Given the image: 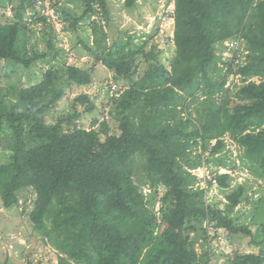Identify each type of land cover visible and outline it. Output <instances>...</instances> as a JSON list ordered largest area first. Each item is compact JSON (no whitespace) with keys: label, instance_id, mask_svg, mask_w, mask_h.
Returning a JSON list of instances; mask_svg holds the SVG:
<instances>
[{"label":"trees","instance_id":"16d2710c","mask_svg":"<svg viewBox=\"0 0 264 264\" xmlns=\"http://www.w3.org/2000/svg\"><path fill=\"white\" fill-rule=\"evenodd\" d=\"M136 1L123 0L126 8ZM45 3L65 30L88 29L92 39L77 37L86 61L60 73L41 66L45 55L25 53V19L49 22L41 15ZM172 3L167 66L157 46H148L150 36L133 47L130 37L109 46L106 0H19L14 19L0 21V62L42 70L29 87L0 85V133L11 141L9 161L0 165V198L11 209L22 192L33 193L28 217L58 264H210L218 240H210L208 220L213 229L248 237L249 247L264 245V236L232 218L244 184L232 187V175L219 173L244 169L264 180V0ZM72 4L81 11L65 6ZM234 41L237 65L220 54ZM99 66L126 86L102 105L118 133L98 120L85 92L47 123L44 114L67 95L58 88L62 75L69 98L94 82ZM100 79L104 84L107 75ZM228 143L241 152L236 159ZM203 166L215 167L205 189L195 175ZM214 185L224 202H207ZM226 264H264V255L237 253Z\"/></svg>","mask_w":264,"mask_h":264},{"label":"rangeland","instance_id":"374dc122","mask_svg":"<svg viewBox=\"0 0 264 264\" xmlns=\"http://www.w3.org/2000/svg\"><path fill=\"white\" fill-rule=\"evenodd\" d=\"M106 3L109 16L105 31L108 35L109 46L112 44H127L130 37L132 39L130 46L133 47L141 44L146 36H150L151 42L148 46L151 44L157 46V49L162 52L160 60L167 66L173 51L171 41L173 20L171 16L174 6L172 0H137L131 8H126L123 0H106ZM43 6L47 9L50 8L48 3ZM65 6H70L71 11L74 10L77 13L81 11L78 4V10L75 4ZM18 9L19 0H0V21H12L16 15L15 11ZM50 10L52 9L48 11L51 12ZM49 18V22L42 23L34 22L36 18L26 17L25 22L28 24L26 30L28 31L26 32L28 38L24 43L26 55H32L33 53L39 56L45 55L46 58L42 60L43 62L40 61L41 66L56 67L59 73L64 71L68 64H80L86 61V58L83 57L85 55L84 50L81 46H78L79 40L77 37L84 41L89 40V30L80 29L76 35L72 31L65 30L67 24H63L55 14ZM48 23L54 26V32L51 31L52 29ZM91 40L90 36V43ZM37 69L39 68H36V70L17 69L14 65L2 61L0 62V85L29 87L40 80L42 70L37 71ZM97 70L93 79L94 82L81 90H71L69 98L68 85L64 81L63 73L61 74L62 78L58 88L67 90V95L58 103L54 112L44 114L47 123H53L57 117L63 116L67 112L65 109L69 108L68 101L74 98L76 93L85 92L91 96L96 105V110L99 111L98 120H106L111 132L118 133L116 123L108 115L110 107L108 105L102 107V105L107 104L109 99L115 98V95L112 96L109 86L115 84L117 89H125L126 86L121 81L112 80L114 78L113 72H105L101 66ZM105 75H107L108 80L106 79L102 84L100 78ZM228 83L231 84V80ZM89 122L90 118L84 120L85 128L88 127ZM10 143L11 141L5 136V133H0V165L9 161ZM226 149L234 159L237 158V155H241V152L233 144L228 143ZM237 164L240 166V163L237 162ZM224 171L223 173H225ZM214 172L215 167H203L196 173L207 179ZM231 175L233 179L232 187L235 184H244L246 189L245 197L233 213L232 218L238 224L247 225L254 234H261L263 238L264 180L256 179L244 169L231 173ZM200 186L202 188L206 186L205 188H207V182H203ZM144 193H148L147 190H144ZM222 195L214 185L208 191L207 202L217 203L218 200L224 202ZM33 198L34 195L31 191L22 192L19 195L17 207L11 209H4L0 198V264H58L56 252L45 241H42L43 239L36 232L28 217V213L32 209ZM157 209L158 206H156ZM210 238L211 240H218L216 241L217 247L213 246L211 250L215 257H212L210 264H226L228 256L237 253L253 252L264 255V245L255 248L249 247V238L243 234L230 235L222 229L216 233H211Z\"/></svg>","mask_w":264,"mask_h":264},{"label":"built area","instance_id":"2783aa9c","mask_svg":"<svg viewBox=\"0 0 264 264\" xmlns=\"http://www.w3.org/2000/svg\"><path fill=\"white\" fill-rule=\"evenodd\" d=\"M49 9L47 8H43L41 10V15L43 16H48V17H53L54 16V13H53V10H50L51 12L48 11ZM50 13V14H49ZM239 42L238 41H234V42H225L224 45H225V48L220 52V54L222 55V58L225 59V60H232L234 62V65H237L239 63V59H238V55H239V52H237V49L239 48ZM236 52L238 53V55L236 54ZM110 91H111V94L112 96L114 97L115 95V98H118L120 93H121V89H117L115 87V84H113L111 87H110ZM205 168V166H203ZM201 167V168H203ZM200 168V169H201ZM200 169H198L196 172H199ZM224 170H219V173H223ZM225 172V171H224ZM225 173H228V174H231L230 172H225ZM196 176H198L199 179H201V181L199 182V184H202L203 182H206L207 180L210 179V176L207 177V179H205L204 176L202 175H199L198 173H195ZM206 187V186H205ZM205 187H203L205 189ZM208 223V235L210 237V234L211 233H214L216 230H214L212 228V225L213 223ZM212 236V235H211ZM201 250H198V252H200Z\"/></svg>","mask_w":264,"mask_h":264},{"label":"clouds","instance_id":"9594fccd","mask_svg":"<svg viewBox=\"0 0 264 264\" xmlns=\"http://www.w3.org/2000/svg\"><path fill=\"white\" fill-rule=\"evenodd\" d=\"M48 17V16H47ZM223 170V169H222ZM207 222H209V223H214L213 221H210V220H208ZM207 222H205V226H206V228L208 229V223ZM214 230H216V229H214ZM219 230H221V229H217L214 233H216V232H218ZM209 232V231H208ZM210 240H211V238H210Z\"/></svg>","mask_w":264,"mask_h":264},{"label":"crops","instance_id":"0c3cea01","mask_svg":"<svg viewBox=\"0 0 264 264\" xmlns=\"http://www.w3.org/2000/svg\"><path fill=\"white\" fill-rule=\"evenodd\" d=\"M89 42H90V36H89V40H88ZM78 46H80V44L78 45ZM173 47V46H172ZM84 57V56H83ZM84 58H86V57H84ZM82 59V58H81ZM215 257V256H214Z\"/></svg>","mask_w":264,"mask_h":264}]
</instances>
